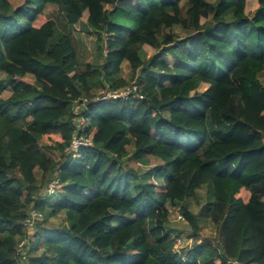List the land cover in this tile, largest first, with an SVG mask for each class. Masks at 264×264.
<instances>
[{
    "label": "trees",
    "instance_id": "trees-1",
    "mask_svg": "<svg viewBox=\"0 0 264 264\" xmlns=\"http://www.w3.org/2000/svg\"><path fill=\"white\" fill-rule=\"evenodd\" d=\"M14 1L0 0V264H264V0ZM50 5L99 34L101 65L81 67ZM133 85L128 100L97 101ZM75 135L88 146L72 151ZM177 205L193 235L200 218L217 226L185 256ZM32 209L43 218L29 233Z\"/></svg>",
    "mask_w": 264,
    "mask_h": 264
},
{
    "label": "rangeland",
    "instance_id": "rangeland-1",
    "mask_svg": "<svg viewBox=\"0 0 264 264\" xmlns=\"http://www.w3.org/2000/svg\"><path fill=\"white\" fill-rule=\"evenodd\" d=\"M210 3H215L217 0H206ZM21 2L19 0L14 1L15 6H19ZM107 8H111V6H107ZM182 9H183V14L185 16L186 11L188 10V4L187 2L182 3ZM46 17L50 20H53L56 22L58 25L59 29L70 35L73 42L74 46L77 50L78 53V58H79V63L81 67L84 69L86 64H91L93 66H98L103 63V58L99 52V44H98V33L95 31H92L85 27L82 23L75 25V26H70L68 25L67 19H66V14L64 11H62L59 7L50 5L46 8L45 10ZM212 23L211 19H203L202 20V25L203 28L210 26ZM175 32L180 35H184L183 29L180 27L175 28ZM164 34V33H161ZM105 40H108L111 38V36H105ZM156 74H158V70L155 69L154 67L150 66ZM122 76L123 78L128 82V84L133 83L132 79V71L129 63L125 62L122 66ZM260 80L262 84L264 85V74L260 76ZM9 82L7 81L6 77L2 74H0V95L2 99H6L8 96H10V91L8 89ZM207 85H202L199 91H203ZM100 92L99 94H101ZM98 95V94H97ZM41 148L44 151L45 154L48 156L59 160V154L55 148V144L52 141H47V140H42L41 142ZM160 161L156 160L154 163L152 162V166L146 167L144 165H140L136 163L135 161H131L129 163V167L134 168L137 170L139 173H144L145 171L154 168L155 165H158ZM36 175L40 179L41 175L39 170H35ZM54 184V183H52ZM57 188V187H55ZM53 189L54 191L56 189ZM49 189V188H48ZM48 189H44L45 192ZM55 199V197H54ZM51 202H54L56 200ZM207 203V191L206 189L200 190L195 197H191L187 201V206L189 209L194 213V214H199L201 209L206 205ZM181 205H177V207L173 208L171 207V216H170V227L176 231L175 235L179 233V237H176V252L177 250L183 253V256H185L189 250L192 249V247L195 244H202L206 243L207 241H212L216 238V233H217V226L212 223L208 219L200 218L199 221V226H200V232L197 236L193 235L191 233L190 227L188 226L187 222L184 221L183 219L179 218V209ZM43 218V217H42ZM63 224H65V217L64 215H59L56 218L53 219H48L46 222V225L44 227L46 228H52V227H61ZM31 233L33 230H30ZM33 246H31L32 248ZM30 248V249H31ZM20 253H26L24 252V249L22 248L19 251ZM42 250H38V254H42ZM26 256V255H25ZM20 264H28V257H25V260L21 262ZM235 264V263H232Z\"/></svg>",
    "mask_w": 264,
    "mask_h": 264
},
{
    "label": "built area",
    "instance_id": "built-area-1",
    "mask_svg": "<svg viewBox=\"0 0 264 264\" xmlns=\"http://www.w3.org/2000/svg\"><path fill=\"white\" fill-rule=\"evenodd\" d=\"M137 90H139V86L137 85H133L132 87L120 90V91H107V92H103L98 98L97 101L99 102H103L106 100H128L129 96L133 93L136 92ZM143 97L140 96V99H142ZM90 143L89 139H86L84 137H78L77 135H75L73 137V141L71 143V147L70 149H72V151H77L79 149L80 146H88V144ZM56 187V183L54 184H50L48 192H53L54 188ZM180 219H183L182 216L179 215ZM42 219V215L40 213H38L36 210L32 209L30 211L29 214V218L26 220L25 222V227L29 230V233L31 232L30 230H32L35 226V222L37 220ZM184 220V219H183ZM25 242H21L19 248H23Z\"/></svg>",
    "mask_w": 264,
    "mask_h": 264
}]
</instances>
